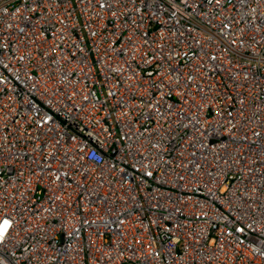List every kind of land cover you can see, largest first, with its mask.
Here are the masks:
<instances>
[{
	"label": "built area",
	"instance_id": "obj_1",
	"mask_svg": "<svg viewBox=\"0 0 264 264\" xmlns=\"http://www.w3.org/2000/svg\"><path fill=\"white\" fill-rule=\"evenodd\" d=\"M0 264H264V0H0Z\"/></svg>",
	"mask_w": 264,
	"mask_h": 264
}]
</instances>
